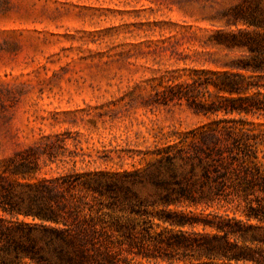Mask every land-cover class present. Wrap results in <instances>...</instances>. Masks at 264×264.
<instances>
[{
    "label": "rangeland",
    "instance_id": "374dc122",
    "mask_svg": "<svg viewBox=\"0 0 264 264\" xmlns=\"http://www.w3.org/2000/svg\"><path fill=\"white\" fill-rule=\"evenodd\" d=\"M239 5L264 11V0H0L2 191L16 181L37 184L70 175L144 171L156 160V149L223 119V114L195 113L186 100L159 104L156 92L192 82L196 70L222 72L221 64L251 57L209 45L219 30L255 29L243 22L227 26L223 12ZM243 118L264 131V117ZM26 159L31 163L27 178L12 175L14 165ZM144 194H152V188ZM252 204L259 206L255 199ZM21 206L27 211L29 201ZM145 209L151 213L152 235L182 231L202 241L222 235L210 222L226 215L263 225L255 218L248 221L246 202L169 206L166 211L186 216L190 225L184 227L163 221L158 214L163 207ZM0 217L40 224L1 208ZM119 240L125 244L115 240L117 257L106 264H252L209 258L197 246L142 250ZM231 242L244 245L235 237Z\"/></svg>",
    "mask_w": 264,
    "mask_h": 264
},
{
    "label": "trees",
    "instance_id": "16d2710c",
    "mask_svg": "<svg viewBox=\"0 0 264 264\" xmlns=\"http://www.w3.org/2000/svg\"><path fill=\"white\" fill-rule=\"evenodd\" d=\"M222 15L229 27L237 28L243 22L255 29L219 30L209 45L246 51L251 57L221 64L222 72L196 70L192 82L164 86L156 96L159 104L186 100L197 114H223L224 118L178 135L173 144L156 149V160L144 171L70 175L37 184L16 181L7 192L0 185L4 213L40 221L30 225L0 217V264H25L26 260L31 264L114 263L115 240L125 244L119 238L142 250L197 246L209 258L264 264V163L259 160V153H264V131L243 118L264 117V11L259 6L239 5ZM231 115L242 118H226ZM29 164L26 159L14 165L12 175L26 179ZM148 186L152 194L145 195ZM254 199L258 207L253 206ZM26 200L28 210L23 211L21 204ZM222 200L246 202L248 221L255 218L263 225H246L226 215L210 222L222 235L206 236L202 241L182 231L152 235L153 225L147 219L151 213L146 207H163L158 213L163 221L184 227L190 225L186 216L166 211L169 206ZM232 237L244 245L232 243Z\"/></svg>",
    "mask_w": 264,
    "mask_h": 264
}]
</instances>
